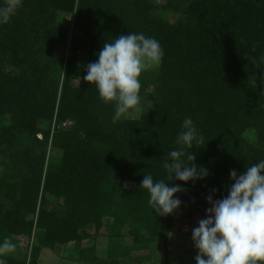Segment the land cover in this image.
<instances>
[{
  "label": "trees",
  "instance_id": "16d2710c",
  "mask_svg": "<svg viewBox=\"0 0 264 264\" xmlns=\"http://www.w3.org/2000/svg\"><path fill=\"white\" fill-rule=\"evenodd\" d=\"M128 33L155 38L164 56L139 78L141 103L154 107L113 123L115 102L83 77ZM262 76L264 0H22L0 24V244L16 245L0 259L39 264L43 248L73 243L82 264H141L167 249L209 195H228L231 170L264 160ZM189 117L203 143L185 151L208 175L168 181L163 163ZM147 174L186 189L177 212L150 207ZM104 228L98 255L84 241Z\"/></svg>",
  "mask_w": 264,
  "mask_h": 264
},
{
  "label": "clouds",
  "instance_id": "9594fccd",
  "mask_svg": "<svg viewBox=\"0 0 264 264\" xmlns=\"http://www.w3.org/2000/svg\"><path fill=\"white\" fill-rule=\"evenodd\" d=\"M22 6V0H4L0 6V24H6ZM164 50L155 38L143 33H128L105 43L98 53V60L87 65L84 81L94 84L100 99L109 104L115 102L113 123L130 111L146 114L154 107L153 102L141 103L140 76L143 71L159 65ZM63 71V70H62ZM264 82V76L261 77ZM252 83L256 84L255 75ZM203 143L192 119L185 118L176 144L180 147L167 154L163 168L168 181L173 178L185 183L202 180L207 170L195 165L196 156L185 149ZM170 161V162H169ZM234 181L226 197L206 199L211 205L207 217L192 230V240L198 254L196 264H264V160L251 164L242 175L230 171ZM140 188L150 194V207L159 216L177 212L182 201L174 198L186 191L179 185L169 186L164 180L154 181L151 174L144 175ZM215 191V190H213ZM16 251V245L5 237L0 244V257ZM0 264H6L0 259Z\"/></svg>",
  "mask_w": 264,
  "mask_h": 264
},
{
  "label": "rangeland",
  "instance_id": "374dc122",
  "mask_svg": "<svg viewBox=\"0 0 264 264\" xmlns=\"http://www.w3.org/2000/svg\"><path fill=\"white\" fill-rule=\"evenodd\" d=\"M71 19L69 16H60L59 22L66 23ZM81 59H86L85 53H81ZM157 66V65H156ZM154 67V66H152ZM150 67V68H152ZM76 84V81L73 80ZM131 112L128 115H134ZM57 153L51 152V155ZM49 201H54L52 197H48ZM211 207L207 200L201 206V212L195 215L190 223L177 226L169 236L167 249L164 248L162 243L155 246V249L150 253V259L144 261L141 264H196L195 257L198 254V250L195 248L192 240V230L198 227L199 221L207 217V209ZM91 237L84 241L86 244H94L98 255H103L107 247L108 237L107 229L101 230L97 233L93 229H90ZM125 242H129L130 239L125 237ZM147 251H143L146 253ZM78 251L73 247V243L61 246L56 250H50L43 248L39 255V264H82L78 259ZM137 264V263H136Z\"/></svg>",
  "mask_w": 264,
  "mask_h": 264
}]
</instances>
